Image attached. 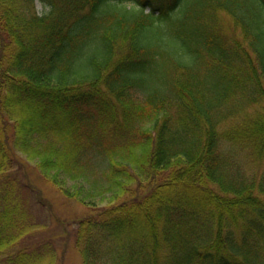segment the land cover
I'll return each instance as SVG.
<instances>
[{"label": "trees", "instance_id": "obj_1", "mask_svg": "<svg viewBox=\"0 0 264 264\" xmlns=\"http://www.w3.org/2000/svg\"><path fill=\"white\" fill-rule=\"evenodd\" d=\"M127 1L0 0V264L63 250L16 152L82 264H264V0Z\"/></svg>", "mask_w": 264, "mask_h": 264}, {"label": "rangeland", "instance_id": "obj_2", "mask_svg": "<svg viewBox=\"0 0 264 264\" xmlns=\"http://www.w3.org/2000/svg\"><path fill=\"white\" fill-rule=\"evenodd\" d=\"M125 4H128V6L133 5V3L130 2L129 0L125 2ZM36 7L38 14H42L45 11H48V8L45 7L43 3L40 1H36ZM149 10L150 9L146 8V12ZM231 20H232L231 17H229L227 14L223 15V21L228 29L229 28L234 29ZM15 155L18 156L19 159L23 161L24 172L27 174L31 184H33V186L40 188L43 191L45 198L50 201L51 205L53 206V212L56 216V219L64 220L65 222L73 219H80L84 216H87L90 214L89 212H91L92 210L96 212V207L88 204L79 203L74 199H69L68 197H65L64 195L60 194L56 188H54L52 185L47 183V181H45V179L42 177V174L35 167L33 162L29 163L26 157L22 155L20 152H16ZM93 163L96 164L97 168L102 169L105 167L106 161H104L102 158H98L95 156ZM245 163L246 165L248 164V167H251V169L256 168L255 164L248 159L246 160ZM261 166L264 167V161L261 163ZM107 206H110V203L104 202L102 205L100 204V207L103 208ZM56 219L54 217L52 218V220L48 218V226L40 233H38L37 237L33 238L30 242H35L37 238L43 239L51 235H54V237H58V235H60L57 238L58 245L56 246L61 247V249L63 250H61V254H59L60 259L58 264H82V258L80 256V252L77 245L73 241L74 240L73 237L70 241L66 242V246L64 243L61 244V240H60L61 227L58 225L60 223Z\"/></svg>", "mask_w": 264, "mask_h": 264}]
</instances>
